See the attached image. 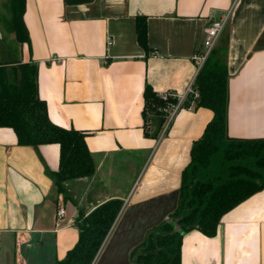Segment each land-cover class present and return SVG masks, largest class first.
<instances>
[{"label":"crops","instance_id":"1","mask_svg":"<svg viewBox=\"0 0 264 264\" xmlns=\"http://www.w3.org/2000/svg\"><path fill=\"white\" fill-rule=\"evenodd\" d=\"M233 1L26 0L29 41L21 43L6 31L9 0H0V62L38 65L50 119L87 132L96 166L94 175L67 181L65 197L50 174L59 168V144L19 145L12 128L0 127V264H56L79 239L80 211L110 199L123 207L93 264H134L133 249L178 207L194 141L214 115L191 102L154 137L159 120L145 124V86L186 95L206 28ZM138 16L146 18L147 47ZM213 53L229 73L227 138L264 139V0H239ZM6 70L18 80L16 63ZM182 264H264V189L225 213L216 235L184 233Z\"/></svg>","mask_w":264,"mask_h":264},{"label":"trees","instance_id":"2","mask_svg":"<svg viewBox=\"0 0 264 264\" xmlns=\"http://www.w3.org/2000/svg\"><path fill=\"white\" fill-rule=\"evenodd\" d=\"M77 5L92 0H64ZM10 14L7 29L18 42H28L29 34L24 22L26 0H9ZM140 44L148 45L147 23L144 16L136 18ZM16 63L17 81L10 79L6 68ZM228 80L226 59L211 53L199 70L193 94L184 106L195 102V107H206L214 112L202 136L194 141L191 161L183 172L180 203L169 218L181 225L174 232L175 222L163 220L148 230L145 239L131 254L134 264H182V238L184 233L198 229L207 236L217 233L223 215L264 189V139H228ZM143 116L159 120L153 134L158 136L165 121L162 108L177 103V98H163L147 83L144 90ZM0 127L14 130L19 145L38 148L43 144L60 146V164L51 176L57 191L70 197L65 183L69 180L94 175L96 166L88 148L87 132L66 128L54 123L47 103L39 96L38 65L21 61L0 62ZM146 135L151 134L146 131ZM123 201L110 199L86 213L80 211L76 223L80 235L73 248L56 264H93L121 209Z\"/></svg>","mask_w":264,"mask_h":264},{"label":"built area","instance_id":"3","mask_svg":"<svg viewBox=\"0 0 264 264\" xmlns=\"http://www.w3.org/2000/svg\"><path fill=\"white\" fill-rule=\"evenodd\" d=\"M238 2L239 0H234L232 4V8L223 17L213 20L206 28L205 37L203 41V49L198 50V52H196V54L194 55V59L196 61V64L199 70L204 65L208 57L211 55L213 50L216 48L222 34L224 33L230 21L232 10L237 5ZM154 54H157V52H154ZM190 94H193L195 97H198V93L195 91L193 85L190 86L187 94L184 96L177 97L174 94H161L160 95L163 98H168V97L177 98V103H169L166 107L162 108L166 116H165V121H164L165 126L162 129L161 136H163L166 133L173 118L175 117L179 109L182 106H184L185 102L189 99ZM64 215H65V208L61 207L58 210V217L62 218L64 217Z\"/></svg>","mask_w":264,"mask_h":264},{"label":"water","instance_id":"4","mask_svg":"<svg viewBox=\"0 0 264 264\" xmlns=\"http://www.w3.org/2000/svg\"><path fill=\"white\" fill-rule=\"evenodd\" d=\"M168 221H174L175 222V228H174V232H177L180 230L181 225L178 223L177 220H174L173 218H169Z\"/></svg>","mask_w":264,"mask_h":264},{"label":"rangeland","instance_id":"5","mask_svg":"<svg viewBox=\"0 0 264 264\" xmlns=\"http://www.w3.org/2000/svg\"><path fill=\"white\" fill-rule=\"evenodd\" d=\"M1 27H2V26H1ZM1 27H0V31H1L2 33H4V31H5L6 29L4 30V28H3V27L1 28ZM6 31H8V30H6Z\"/></svg>","mask_w":264,"mask_h":264}]
</instances>
